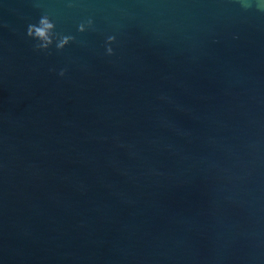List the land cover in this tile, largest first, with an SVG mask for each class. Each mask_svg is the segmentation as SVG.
<instances>
[{
  "label": "water",
  "instance_id": "water-1",
  "mask_svg": "<svg viewBox=\"0 0 264 264\" xmlns=\"http://www.w3.org/2000/svg\"><path fill=\"white\" fill-rule=\"evenodd\" d=\"M0 264H264V11L0 0Z\"/></svg>",
  "mask_w": 264,
  "mask_h": 264
},
{
  "label": "clouds",
  "instance_id": "clouds-1",
  "mask_svg": "<svg viewBox=\"0 0 264 264\" xmlns=\"http://www.w3.org/2000/svg\"><path fill=\"white\" fill-rule=\"evenodd\" d=\"M255 3V7L259 11H264V0H241L242 7L245 9L251 8ZM93 21L90 19L88 21V25H93ZM56 25L54 22L47 16H42L38 23L30 24L27 29V35L29 37H36L39 38L43 43L39 44L37 47L47 49L49 45L53 43V35ZM86 30L85 25L81 24L79 26V31L84 32ZM74 40V37L71 36H62L59 39L56 47L58 49H63L68 43ZM114 40V37H109V42ZM107 52L109 55L113 54V49L109 46L107 48ZM65 73L64 71L60 72V75L63 76Z\"/></svg>",
  "mask_w": 264,
  "mask_h": 264
}]
</instances>
